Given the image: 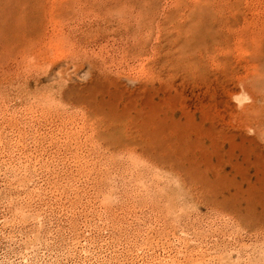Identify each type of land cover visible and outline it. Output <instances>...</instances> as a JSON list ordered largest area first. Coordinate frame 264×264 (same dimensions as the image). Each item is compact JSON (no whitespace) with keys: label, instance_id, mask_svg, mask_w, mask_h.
<instances>
[{"label":"rangeland","instance_id":"obj_1","mask_svg":"<svg viewBox=\"0 0 264 264\" xmlns=\"http://www.w3.org/2000/svg\"><path fill=\"white\" fill-rule=\"evenodd\" d=\"M0 264H264V0H0Z\"/></svg>","mask_w":264,"mask_h":264}]
</instances>
